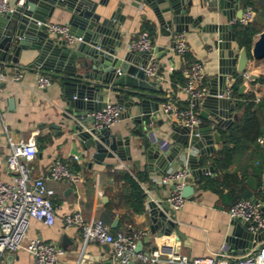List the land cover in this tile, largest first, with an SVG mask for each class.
<instances>
[{
  "label": "crops",
  "instance_id": "1",
  "mask_svg": "<svg viewBox=\"0 0 264 264\" xmlns=\"http://www.w3.org/2000/svg\"><path fill=\"white\" fill-rule=\"evenodd\" d=\"M90 1L97 4V12L103 11L107 16L113 12L120 15L117 22L121 33V46L117 49L119 56H123L130 50L131 42L137 39L142 30L151 28L150 34L154 48H160L151 59L159 65V77L153 81H157L161 90L150 92L159 99L153 96L149 97L159 102V110L167 97H172L174 104L178 107H189L193 103L192 98L181 89L186 78L182 84L172 80L173 72L187 64L184 56L174 51L173 37L175 33H166L154 12L147 6L139 4L137 0ZM245 1L242 0L241 8L248 7L244 5ZM251 1L259 10L257 12L252 8L254 11L253 20L247 23L255 24L260 30L254 36V42L259 34L264 32V12L261 9L264 8L262 6L264 0ZM9 2L12 10L8 13H13L18 0H9ZM241 8H228L229 16H234L233 19L228 20V16L219 7L218 0H192L188 13L198 24H190L188 31L179 32L185 34L187 53L191 55L193 62H199L203 68L202 86L208 93L219 92L222 88L221 83L217 80L220 37L215 27L233 24L232 33L235 40L232 42V46L236 51H239L243 46L239 45L236 38L235 21ZM70 15L71 12L65 7L56 6L47 21L68 24ZM166 16L168 17V14ZM5 22L3 16H0V26ZM229 33L231 32L228 31ZM50 37L55 41L61 40L55 35H50ZM36 56L37 51L35 50L22 51L17 62L0 63V73L4 76L0 82V164H4L10 153L8 137L14 140H26L33 136L38 148L36 157L29 162L34 177L46 176L50 165L57 159L63 160L68 168L69 163L79 167L74 171L69 169L79 179L76 182L46 179L47 186L55 190L53 198L56 208L54 225L48 226L42 221L32 219L28 227L29 238L41 239L63 249L64 254L59 264H118L113 259L111 246L94 242L84 244L79 228L65 224V216L73 211H80L86 219H102L110 226L113 233L144 230L146 234L141 239V251L145 253L159 251V257L153 264H171L169 260L171 252L192 258L215 255L229 260H237L254 252L258 244L264 242V238L249 240L244 237L247 230L236 225L228 212L237 200L247 198L245 197L247 194L251 199L257 198L258 202L264 206V150L257 152L256 149L248 146L233 154V162L226 171L236 175L238 181L243 180L237 186L229 185L220 190L209 188L199 190L195 184L197 178L192 175L189 183L195 187L194 195L192 198L186 199L181 209L174 212V226L170 234H166L163 227H155L152 230V221L148 213L149 203L153 201L159 204L161 201H165L172 190V184L161 182L167 171L161 173L163 167L160 161L149 162L152 158L148 153L152 143L149 134L153 132L156 138L164 139L173 147L175 143L171 138L174 131L172 125H179L174 120L164 117L158 110L153 117L144 119L141 123L143 129H139L140 123L135 120V116L141 114L140 106L137 103L138 96L131 92L132 88L129 86L109 84L110 89L104 92L105 103H115L122 108L119 120L109 129L114 134L128 137L129 146L128 150L125 147L127 151L123 152V158L118 156L106 158L105 163L97 164L93 160V150L86 151L83 148L79 137L80 131L77 129V126L80 125L83 130H87L92 126V120L85 123L66 117L65 114H68L66 93L72 91L67 89L66 92L65 79L57 78L45 73L40 67L32 66ZM187 68L183 69L184 77V70ZM246 71L251 76H258V79H250L245 82L242 72H235L226 78V84L229 78H233L234 85L236 77H240V83L237 85L238 94L234 95L232 85L231 96L227 98L233 104V108L230 110L231 114H237L238 118L242 114V110L239 108L240 101L251 99L258 103L264 100V82L261 81V78L264 77V59L250 58ZM16 75L21 76L16 79ZM41 75L51 79V85L44 90L37 89V79ZM243 84L245 87L240 93L239 89ZM75 96L73 95V99L76 98ZM126 103L129 104L128 108L124 105ZM194 105V109L199 115L202 107ZM88 113L89 111H87V115ZM260 118L264 125V110H260ZM235 123L237 120L228 128L218 129L221 135L220 142L213 145L214 151L210 155H201L198 150L188 146V152L196 155V161L200 168H213L202 175L217 177L220 180L223 178L225 171L217 170L212 158L219 154L223 148L224 132L229 131V128ZM258 142L264 144V138H259ZM233 147L234 144L230 143L229 149ZM183 154L184 150L180 152L179 156L184 165H187V156ZM170 168L176 170L182 168V165L173 161ZM124 172L133 176L144 191L146 197L142 211L135 210L132 205L135 199L132 197V189L129 184L121 177ZM140 175L145 176L146 179L139 180ZM1 177L7 182H11L13 176L2 171ZM249 177L256 180L258 190L255 191L247 185L246 181ZM168 216H171V212ZM236 232H239L240 235H235ZM259 233H264V231ZM5 261L7 264H34L31 256L23 250L6 253ZM134 262L135 264L140 263L139 261Z\"/></svg>",
  "mask_w": 264,
  "mask_h": 264
},
{
  "label": "water",
  "instance_id": "2",
  "mask_svg": "<svg viewBox=\"0 0 264 264\" xmlns=\"http://www.w3.org/2000/svg\"><path fill=\"white\" fill-rule=\"evenodd\" d=\"M19 1L21 4H18ZM137 1L154 12L159 24L168 34L188 31L190 24H198L188 13L192 0ZM18 2L13 13L0 15L6 20L0 26V63L17 62L22 51H37L32 66L40 67L47 74L65 79L66 92L67 89L72 91L66 93L68 113L65 114L66 117L85 123L92 120L87 115V111L99 110L106 104L104 92L110 89L109 84L129 86L132 88L131 92L139 98L137 103L141 114L136 115L135 120L140 123L139 129L142 130V121L153 117L159 110V102L150 98L153 96L150 92L161 90V86L157 81L148 79L144 69L151 61L153 54L160 48H154L150 52L129 50L123 56H119L117 49L121 46V33L117 22L120 15L113 12L107 16L103 11L97 12V4L90 0H18ZM241 3L242 0H218V5L228 16V20L234 17L229 16L228 8H241ZM56 6L65 7L71 12L68 20L70 33L82 38L77 45L70 47L64 40L55 41L46 31L44 23L52 16ZM244 11V8L239 9L236 18L240 19ZM215 29L220 37L217 80L222 88L219 92H209L203 99H192L194 104L202 107L199 112L201 121L194 129L173 124L174 131L171 134L175 143L173 147L167 142L161 148L165 140L156 138L153 132H150L149 138L152 143L148 153L152 158L149 162L160 161L163 167L161 173L167 171L173 161L184 166L179 156L182 150H184L183 155L187 156L186 166L191 170L194 178L201 177L203 173L213 169L212 167L200 168L196 155L189 153L188 148L198 150L201 155H210L214 151L213 145L220 142L221 135L218 129L228 128L235 120H238L237 114H231L233 104L230 100L218 97V94L225 90L227 76L246 71L250 58L264 59V32L259 34L249 52L245 47L239 51L233 48L232 42L235 40L232 33L233 24L216 26ZM228 31L231 33L228 34ZM250 79L256 80L258 76L252 75ZM244 87V84L240 87V93ZM73 95H76V98L73 99ZM153 97L159 99L157 96ZM124 105L126 108L129 107L127 103ZM77 129L80 131L79 137L83 148L86 151L93 150V160L97 164L105 163L106 158L115 156L123 158V152L128 150L129 138L114 134L109 128L95 132L83 130L79 125ZM246 183L253 190H258L257 182L253 177H249ZM194 192V185L188 183L182 188L181 194L184 198L190 199ZM253 201L258 202V199L254 198ZM149 208L152 230L155 227H163L165 233L170 234L174 226L175 211L169 203L166 200L159 204L152 201L149 203ZM233 222L247 230L244 234L247 239L264 238V233L249 231L247 222L238 219H233ZM235 235L240 234L236 232ZM262 247L264 242L259 243L254 252ZM141 250L142 241L139 240L135 251ZM128 264H135V262L130 261Z\"/></svg>",
  "mask_w": 264,
  "mask_h": 264
},
{
  "label": "built area",
  "instance_id": "3",
  "mask_svg": "<svg viewBox=\"0 0 264 264\" xmlns=\"http://www.w3.org/2000/svg\"><path fill=\"white\" fill-rule=\"evenodd\" d=\"M21 4V1L18 2ZM12 10L9 0H0V14ZM254 11L248 6L240 19L235 22L247 24L253 20ZM49 35L58 36L65 41L67 46H75L82 41L70 33L68 24L44 23ZM130 50L150 52L154 49L151 34L148 30H142L137 39L131 42ZM174 51L183 56L188 52V46L184 33L175 34L173 37ZM119 73V71H118ZM148 79L154 80L159 77V65L150 61L144 69ZM186 81L181 89L190 95L192 99H203L208 91L203 85V68L197 61L190 64L184 70ZM16 75L15 78H20ZM247 82L250 74L242 72ZM4 76L0 73V82ZM233 78L227 81L225 90L218 94L219 98H230L232 92ZM51 85V79L41 75L37 79V89L44 90ZM192 103L189 107H178L174 104L172 97H167L160 107L161 114L169 120H174L179 126L194 129L200 118ZM122 108L118 104L107 102L101 109L91 111L88 116L92 118V126L87 130L99 132L110 128L119 120ZM151 125V123H149ZM167 144H161L163 148ZM10 153L3 165L0 164V264H7L5 255L8 252L19 250L26 251L32 258L34 264H59L64 254L62 248L55 244L37 238H29L28 227L32 219L42 221L48 226L55 223L56 208L53 203L55 190L46 184V179L55 181L69 180L76 182L79 179L69 170L68 165L60 159L55 160L47 170L46 176L34 177L29 165L38 152L36 141L33 136L26 140H14L8 137ZM11 174L12 181L2 179L1 172ZM191 170L186 166L180 169H168L166 175L161 179L162 183H170L174 186L166 199L170 207L177 211L181 209L186 201L181 194L182 188L190 182ZM229 216L248 223V229L253 233L264 231V210L260 202L253 199L242 198L237 200L229 209ZM67 226H77L84 244L100 243L107 244L112 248V256L118 264H128L130 261H139V264H153L159 257V251L152 253L136 252L137 242L141 240L146 232L136 230L130 233L118 231L113 233L110 226L102 219H86L80 211H73L65 216ZM171 264H264V247L256 252L244 255L237 260H229L221 256L208 255L202 257H188L174 252L170 253Z\"/></svg>",
  "mask_w": 264,
  "mask_h": 264
},
{
  "label": "trees",
  "instance_id": "4",
  "mask_svg": "<svg viewBox=\"0 0 264 264\" xmlns=\"http://www.w3.org/2000/svg\"><path fill=\"white\" fill-rule=\"evenodd\" d=\"M244 5L250 6L253 9L258 10V7L251 1L246 0ZM264 6V5H262ZM262 12H264V8H261ZM150 32L151 28H147ZM260 30L256 27L255 24H235V34L237 41L240 46L245 47L248 51L250 50L254 36L258 34ZM151 33V32H150ZM184 58L187 64H184L181 69L176 70L172 74V80L178 81L179 83H184L185 77L183 75V69L185 67H189L191 63H193L192 57L189 53H185ZM261 81L264 82V77L261 78ZM240 83V77H236V81L233 85V93L234 95L238 94L237 85ZM250 98V97H249ZM239 108L242 110V114L232 127L229 128V131L224 132L223 138L225 140L222 150L219 154H216L213 158V164L215 168L220 171H225L223 173V178L220 180L219 178H212L211 176H204L197 178L195 184L197 188L200 189H213L220 190L223 187L227 186H237L242 183L243 180H239L236 175H233L226 171L227 167L233 162V154L236 151H241L248 146L260 152L264 150V144H260L258 142L259 138H264V125H262L260 118V110H264V100H261L258 103H255L251 99H245L239 102ZM233 143L234 147L229 149V144ZM69 169L71 171L78 170L79 167L76 164L69 163ZM261 172V169H259ZM121 177L124 181H126L130 188L132 189V197L135 199L132 202V205L135 210L142 211L144 206L145 194L138 182L135 180L133 176L129 173L124 172L121 174ZM146 177L143 175L139 176V180L143 181ZM249 194L245 197L249 198ZM251 199V198H249Z\"/></svg>",
  "mask_w": 264,
  "mask_h": 264
}]
</instances>
